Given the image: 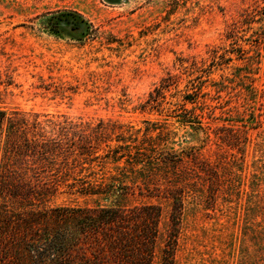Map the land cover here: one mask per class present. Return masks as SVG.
I'll use <instances>...</instances> for the list:
<instances>
[{"label":"rangeland","instance_id":"obj_1","mask_svg":"<svg viewBox=\"0 0 264 264\" xmlns=\"http://www.w3.org/2000/svg\"><path fill=\"white\" fill-rule=\"evenodd\" d=\"M0 109L102 121L99 154L193 152L157 181H186L174 264H264V0H0Z\"/></svg>","mask_w":264,"mask_h":264},{"label":"trees","instance_id":"obj_2","mask_svg":"<svg viewBox=\"0 0 264 264\" xmlns=\"http://www.w3.org/2000/svg\"><path fill=\"white\" fill-rule=\"evenodd\" d=\"M105 129L102 121L0 109V264H174L186 181H157L184 157L198 172L203 162L151 145L120 154L128 145L104 144L99 154ZM124 156L99 175L106 160ZM62 188L92 203L47 204ZM147 194L164 205L127 203Z\"/></svg>","mask_w":264,"mask_h":264}]
</instances>
